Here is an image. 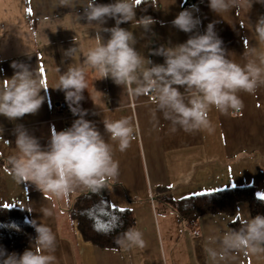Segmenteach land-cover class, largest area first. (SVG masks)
Masks as SVG:
<instances>
[{"label":"crops","instance_id":"1","mask_svg":"<svg viewBox=\"0 0 264 264\" xmlns=\"http://www.w3.org/2000/svg\"><path fill=\"white\" fill-rule=\"evenodd\" d=\"M186 1L151 0L146 4L142 0L136 20L120 26L133 32L137 51L153 63L163 64L162 56L151 54L155 49L184 43L196 31L203 34L207 25L214 22L227 58L241 66L252 60L259 63L258 54L264 52V43L257 40L255 24L264 16V3L252 0L251 7L245 5L218 15L210 9L209 0L185 8ZM96 2L108 4L115 0ZM86 4L87 0H71L69 6H61V0H0V81L14 75V62L24 63L38 70L48 88L47 92L41 90L45 99L37 113L15 121L0 115V135L11 142L10 145L0 142V158L7 165L0 164V208L9 204V208L22 210L31 224L35 220L51 228L56 237L55 252L50 253L56 257L53 264H264V255L244 252L214 262L205 251L219 247L216 241L231 230L233 221L243 223L251 218L247 203H240L234 216L206 214L193 223L182 219L164 201L165 192L175 202L241 187H253L258 197L264 194V84L253 94L237 93L244 105L238 112L230 110L222 114L211 108L208 113L211 131L188 133L177 126L173 132L170 121L157 110L151 95L137 97L111 78L100 79L97 71L84 64L88 50L98 43L95 26L77 18L83 16ZM185 9L201 21L193 33L180 31L171 24ZM141 16L156 21L147 32L136 27ZM114 26V19L103 25ZM101 35L104 39L109 36ZM75 46H79L80 54L74 60L65 57L64 52ZM251 49H256L257 55ZM70 65L85 68L88 88L80 102L88 113L84 118L95 124L112 145L114 159L119 161L118 176L107 182L110 202L115 208L133 211V228L143 233L146 242L143 248L109 250L84 241L66 210L75 196L90 190L78 187L67 197L57 198L42 193L29 182L18 183L7 164L15 151L17 125H23L42 147H47L53 129L65 130L79 118L70 109L60 113L59 104L66 102L65 94L55 88ZM183 90L181 87L180 91ZM121 118L131 121L135 136L125 152L119 151L103 123ZM44 209L52 214L44 215ZM34 244L35 240L17 254L34 250Z\"/></svg>","mask_w":264,"mask_h":264},{"label":"clouds","instance_id":"2","mask_svg":"<svg viewBox=\"0 0 264 264\" xmlns=\"http://www.w3.org/2000/svg\"><path fill=\"white\" fill-rule=\"evenodd\" d=\"M258 2L264 3V0ZM70 3L71 0H61V6ZM141 3L142 0H115L100 4L87 0L83 16L77 18L86 19L88 25L95 26L98 43L88 50L84 64L97 71L100 79L111 78L137 97L151 95L157 110L170 121L171 131L175 132L177 126L188 133L202 129L211 131L208 119L211 108L222 114L230 110L238 112L244 105L237 93L253 94L264 84V52L258 54L259 63L252 60L243 66L227 58L223 41L214 30V22L207 25L203 34L196 31L184 43L155 49L151 54L162 56L164 63H153L137 51L133 32L120 26L136 20V10ZM144 3L150 4L151 0H144ZM251 4L252 0H209L210 9L218 15L245 5L251 7ZM108 19L115 20L114 27H103ZM155 23L152 17L141 16L136 27L147 32ZM200 23L187 9L171 21L176 29L185 33H193ZM101 33H108V38L104 39ZM255 33L257 40L264 43V16L255 24ZM248 51L246 47L245 52ZM251 53L257 55L256 49H251ZM79 54V46L64 52L65 57L73 60ZM12 67L14 75L0 81V115L9 121L37 113L45 99L41 90L47 92L48 89L37 69L16 62ZM55 88L64 92L70 111L79 118L65 130L53 129L47 147H42L23 125H17L15 151L8 157L7 164L18 183L29 182L42 193H51L57 198L67 197L78 187L98 192L118 176L119 161L114 159L112 145L95 124L84 118L88 113L80 107V102L88 88L85 68L70 65L60 75ZM103 123L105 132L117 142L119 151L125 152L135 138L131 121L121 118L103 120ZM43 214L50 216L52 213L44 209ZM32 226L37 234L34 250L18 255L0 249V264H53L56 257L50 253L56 249L55 235L50 227L35 220ZM216 242L218 248L205 249L214 262L239 252L264 255V214L246 219L239 229L224 232ZM115 243L124 251L146 246L143 233L136 228H129Z\"/></svg>","mask_w":264,"mask_h":264},{"label":"trees","instance_id":"3","mask_svg":"<svg viewBox=\"0 0 264 264\" xmlns=\"http://www.w3.org/2000/svg\"><path fill=\"white\" fill-rule=\"evenodd\" d=\"M204 1L207 0H187L185 8ZM0 164L7 166L2 158ZM163 190L165 189H159L160 192ZM164 196V201L169 203L182 219L193 223L206 214L225 213L234 216L240 203L249 205L251 217L264 214V200L257 196L253 187L231 188L189 197L178 202L173 201L166 192ZM66 213L83 240L101 249L119 250L120 247L116 245L115 240L135 226L132 210L124 209L121 212L119 208L112 206L107 184L98 192L89 191L75 196ZM101 224L110 227L101 230L98 228ZM241 225L242 223L236 219L230 227L239 229ZM35 237V230L22 210L0 208V249L6 250L9 254L20 253L35 240Z\"/></svg>","mask_w":264,"mask_h":264},{"label":"built area","instance_id":"4","mask_svg":"<svg viewBox=\"0 0 264 264\" xmlns=\"http://www.w3.org/2000/svg\"><path fill=\"white\" fill-rule=\"evenodd\" d=\"M69 109L68 103L63 101L59 104V111L60 113H64L65 111H67ZM2 136V135H0ZM6 141H10L9 139L5 138L2 136V138H0V142H3L5 145H9L7 144Z\"/></svg>","mask_w":264,"mask_h":264},{"label":"snow or ice","instance_id":"5","mask_svg":"<svg viewBox=\"0 0 264 264\" xmlns=\"http://www.w3.org/2000/svg\"><path fill=\"white\" fill-rule=\"evenodd\" d=\"M138 2H139V0H138ZM259 198L264 200V194H261ZM3 207L9 208V207H11V205L5 204V205H3ZM120 211L122 212V211H124V209H120ZM113 219H115V217H113ZM108 227H110V225H104V224L98 225V228L101 229V230H104V229H106Z\"/></svg>","mask_w":264,"mask_h":264},{"label":"rangeland","instance_id":"6","mask_svg":"<svg viewBox=\"0 0 264 264\" xmlns=\"http://www.w3.org/2000/svg\"><path fill=\"white\" fill-rule=\"evenodd\" d=\"M158 201V200H157Z\"/></svg>","mask_w":264,"mask_h":264}]
</instances>
